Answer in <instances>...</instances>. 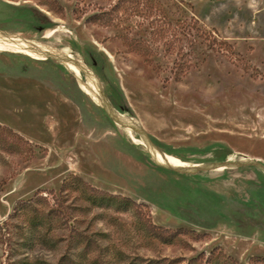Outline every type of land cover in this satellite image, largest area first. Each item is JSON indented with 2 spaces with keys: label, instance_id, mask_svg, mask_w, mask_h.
Masks as SVG:
<instances>
[{
  "label": "rangeland",
  "instance_id": "obj_1",
  "mask_svg": "<svg viewBox=\"0 0 264 264\" xmlns=\"http://www.w3.org/2000/svg\"><path fill=\"white\" fill-rule=\"evenodd\" d=\"M0 30L55 47L0 46V264H264V0H0Z\"/></svg>",
  "mask_w": 264,
  "mask_h": 264
},
{
  "label": "bare ground",
  "instance_id": "obj_2",
  "mask_svg": "<svg viewBox=\"0 0 264 264\" xmlns=\"http://www.w3.org/2000/svg\"><path fill=\"white\" fill-rule=\"evenodd\" d=\"M51 34L53 33L51 32L49 35ZM0 46H7L15 50V52L23 53L39 59H44L43 55L47 51L55 50V47H52L48 44L35 43L32 40L26 42L22 41L20 35L11 32H5L3 30H0ZM58 58L75 73V76L83 86L85 92L88 93L96 103L106 104V110L112 115L117 116V118L121 121L120 116L122 115L111 109V105L106 103V100L104 99L105 96L102 91L101 81L97 77L90 75L89 67L80 59L73 57L71 53L66 50H62L59 53ZM107 108H110L111 110H108ZM122 121L127 122L132 128H137L140 130V127L131 122L129 119L124 118ZM142 137L143 139L141 141L147 146L152 159L157 164L172 168L174 170H180L182 168L181 164L174 162L170 159V156L166 155V153L160 150L145 132L142 133Z\"/></svg>",
  "mask_w": 264,
  "mask_h": 264
},
{
  "label": "crops",
  "instance_id": "obj_3",
  "mask_svg": "<svg viewBox=\"0 0 264 264\" xmlns=\"http://www.w3.org/2000/svg\"><path fill=\"white\" fill-rule=\"evenodd\" d=\"M4 31V30H3ZM5 32H7V31H5ZM17 34V33H16ZM17 35H19V34H17ZM20 38H21V40L22 41H29V39H26V38H24V37H22L21 35H20ZM17 53H19V52H17ZM21 54H23V53H21ZM26 55V54H25ZM28 56V55H27ZM31 58H32V56H30ZM36 58V57H35ZM33 59H34V57H33ZM37 60V59H36ZM71 72L74 74V76H75V73L71 70ZM76 77V76H75ZM77 78V77H76ZM78 80V79H77ZM78 82H79V80H78ZM80 83V82H79ZM81 85V84H80ZM81 88H82V85H81Z\"/></svg>",
  "mask_w": 264,
  "mask_h": 264
},
{
  "label": "trees",
  "instance_id": "obj_4",
  "mask_svg": "<svg viewBox=\"0 0 264 264\" xmlns=\"http://www.w3.org/2000/svg\"><path fill=\"white\" fill-rule=\"evenodd\" d=\"M37 11H38V10H37ZM0 126H1V124H0ZM9 131H10L11 133L16 134L18 137H20L16 132H12V130H10V129H9ZM94 191H96V192H98V193H100V194H105V193H106L104 190H100V189H95Z\"/></svg>",
  "mask_w": 264,
  "mask_h": 264
},
{
  "label": "water",
  "instance_id": "obj_5",
  "mask_svg": "<svg viewBox=\"0 0 264 264\" xmlns=\"http://www.w3.org/2000/svg\"><path fill=\"white\" fill-rule=\"evenodd\" d=\"M149 137V136H148ZM150 138V137H149Z\"/></svg>",
  "mask_w": 264,
  "mask_h": 264
}]
</instances>
